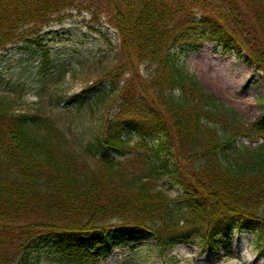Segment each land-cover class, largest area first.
Returning <instances> with one entry per match:
<instances>
[{"label":"trees","instance_id":"obj_1","mask_svg":"<svg viewBox=\"0 0 264 264\" xmlns=\"http://www.w3.org/2000/svg\"><path fill=\"white\" fill-rule=\"evenodd\" d=\"M73 12L118 39L72 100L108 117L76 146L42 108L0 95V264H97L143 242L214 252L233 231L264 256V109L245 124L175 55L206 40L264 75V0H0V52L40 49L39 94L66 76L41 31Z\"/></svg>","mask_w":264,"mask_h":264},{"label":"rangeland","instance_id":"obj_2","mask_svg":"<svg viewBox=\"0 0 264 264\" xmlns=\"http://www.w3.org/2000/svg\"><path fill=\"white\" fill-rule=\"evenodd\" d=\"M98 26L97 23L91 24L88 16L73 12L71 17L53 21L42 29L41 37L56 64L55 71L66 75L45 94H39V48L32 50L27 46L18 48L11 45L0 52V95L15 99L14 108L18 112H34L42 108L45 115L61 128L68 141L76 146L92 138L108 117L106 111L102 113L94 108L91 114L86 107L79 108L72 102L73 96L78 95L80 99L81 92L88 85L102 79L100 71L113 58L114 48L118 45L112 30L106 29L99 35L94 30ZM182 47V50H177L176 58L204 88L233 108L245 124L259 119L264 109V75L245 65L242 57L223 53L209 41L189 42ZM48 93H52L51 101ZM59 95L62 98L57 101ZM112 102L115 101L112 99ZM130 143L132 149L142 147L134 135L130 137ZM258 143L260 141L255 142ZM176 193V189L168 192L171 198H175ZM216 247V251L210 252L204 246L180 242L167 254L161 255L153 244L143 242L137 255L131 245L116 244L106 260L97 264H264V256L257 252L252 235L247 233L233 231L228 242ZM41 264L58 263L44 258Z\"/></svg>","mask_w":264,"mask_h":264}]
</instances>
